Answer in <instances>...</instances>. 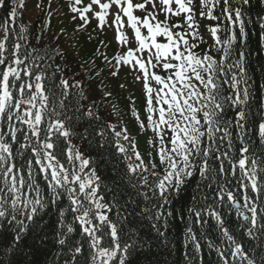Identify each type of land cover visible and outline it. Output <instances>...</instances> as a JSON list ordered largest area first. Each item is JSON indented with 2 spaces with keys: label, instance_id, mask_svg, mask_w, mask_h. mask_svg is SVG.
<instances>
[{
  "label": "snow or ice",
  "instance_id": "1",
  "mask_svg": "<svg viewBox=\"0 0 264 264\" xmlns=\"http://www.w3.org/2000/svg\"><path fill=\"white\" fill-rule=\"evenodd\" d=\"M159 3L164 20H157L155 12L143 19L137 17L134 11L145 9L146 4H134L133 0H91L84 7L82 0H68L73 19L82 21L79 30L90 22L87 13L93 11V5L100 9L94 12L100 30L109 10L116 8L108 26H115L116 39L126 51L109 58L97 48L91 64L95 66V60L101 59L105 67L111 68L110 77H118L122 67L136 73L134 81L142 83L145 96L147 122L140 120L131 96L129 112L142 130L154 133L150 143L163 166L162 173L156 171L154 160L145 163L127 128L120 126L118 130L101 113L94 96L97 84L101 90L107 87V78L102 77L100 68L96 67L88 82L73 78L70 84L61 76L58 85L46 86L47 76L37 63L43 57L33 55L35 48L21 52L24 45L19 41L27 31L24 25H20L16 40L9 44L25 0H0V10L7 12L0 25V234H10L3 254L11 258L7 262L0 260V264H33L35 250L26 251L22 244L27 235L46 225L57 245L52 264H135L132 254L144 248L146 242L138 240L132 230L124 239L121 225L129 222V216L140 215L163 221L166 228L167 217L173 216L171 205L197 173L199 179L192 206L187 209L189 226L184 237L185 248H191V254L185 253L188 264H202V241L216 252L219 264H264V98L257 111L261 119L255 127L261 153L257 155L250 146L253 127L249 117L255 97L247 71V25L253 21L246 13L252 0H223L220 16L213 12L221 0H200V18L220 21L208 27L214 44L203 54L196 51L205 41L196 19L195 0ZM173 3L177 5L175 9ZM257 3L264 4V0ZM48 8L50 18L51 0ZM168 14L186 15L182 22L173 20L169 24ZM125 17L137 43L134 49L127 47ZM255 23L264 33V15L258 14ZM222 32L227 33L225 39L219 35ZM157 37H164L167 42H157ZM100 43L107 47L104 41ZM214 50L221 54L219 59L212 54ZM56 55L63 58L58 49ZM96 77L102 78L97 81ZM72 88L76 90L75 104H66ZM112 95L111 91L104 92L105 98ZM115 108L113 105V111ZM166 132L170 136L166 137ZM237 142L239 148L235 147ZM113 145V155L119 153L127 165L123 173L113 165L111 186L103 185L111 193L109 201L101 194L102 177L97 167H90L84 146L101 161ZM213 159L218 162L217 167L210 164ZM149 175L155 178L151 183ZM205 187L211 190V196ZM137 197L149 202L155 198L156 202L151 207L146 203L137 212ZM65 198L67 207L62 206ZM210 198L212 204L207 203ZM233 210L241 220L238 228L253 243L251 251L226 224L225 215ZM53 212L56 219L48 224L43 216ZM113 213L115 219L110 218ZM206 217L214 219L222 238L220 244L205 235ZM193 223L200 225L199 236ZM152 228L165 236L157 223ZM77 232L80 239L70 244ZM39 238L46 240L47 231Z\"/></svg>",
  "mask_w": 264,
  "mask_h": 264
},
{
  "label": "trees",
  "instance_id": "2",
  "mask_svg": "<svg viewBox=\"0 0 264 264\" xmlns=\"http://www.w3.org/2000/svg\"><path fill=\"white\" fill-rule=\"evenodd\" d=\"M251 10H249L256 17L258 14H261L263 5L258 4L257 0H252ZM248 11V13H249ZM254 18L256 19V17ZM7 18V12L5 10H1L0 12V25L4 23V20ZM26 27V26H25ZM27 31L22 33L24 39L20 40L21 44L24 45L22 47L23 52L31 51V49L39 48V41L37 38V29L34 26L26 27ZM254 28V26L252 27ZM16 31L10 33L9 39L17 36L19 33L20 26L16 23L15 26ZM0 36H2V31H0ZM248 53H250L249 58L251 60V64H253V68L256 72H252V80H253V90H254V101L252 103V114L249 117L250 123L253 127V136H251V149L255 151L257 155L261 153V147L259 143L258 134L255 131V127L260 122L261 117L257 115V111L259 108L260 100L262 99V94L264 93V88H261V85H264V73L261 70L263 69V57L260 50V43L258 40V33L252 30L250 33L249 43L247 45ZM43 57L42 50L39 52L36 50V55ZM51 57H54L51 55ZM47 56H44L43 59V71L47 76V80L45 81L46 86H52L53 83H59V74L56 72L57 70L54 68L50 59L47 60ZM75 95L70 94L68 100L65 101L66 104H75ZM238 148V142L235 145ZM115 150L113 147L109 149L108 152L105 153L104 159L101 161L97 160V155L95 152L91 151V155L95 158V164H98L101 170L105 173V181L104 185L107 184L111 186V178L114 176L113 165H116L117 169L123 173L121 167L115 163L116 157L113 155ZM198 179L195 178L191 181L190 185L181 193L179 199H177L172 205L173 216L167 217V227H164L163 221H153L148 219L146 216L137 215L135 217L129 216V222H125L121 225V230L123 234V238H128V233L130 230L137 234V239L141 242H146L145 247L142 249H138L136 252H133L132 259L135 264H188L185 253L191 254V248H185V231L188 225V217H187V209L192 206V196L194 195V189L196 185V181ZM208 182L205 181L204 184ZM105 189V188H104ZM106 190V189H105ZM204 191L211 196V190L204 188ZM107 192V190H106ZM108 197L111 200V193H108ZM151 196V195H150ZM66 200V199H65ZM62 201V206L67 207V201ZM211 198L207 201L208 204H212ZM137 203L139 207L137 208V212L144 208L145 204H149L151 207L153 204L151 202L143 200L141 197H137ZM202 207L203 205H198ZM225 211V210H223ZM227 212V211H225ZM183 216V220L181 217ZM56 216L54 212L49 215H44L43 220L47 221L48 224H51L55 221ZM71 222V216L68 217ZM208 223L204 225L203 231L205 235H207L210 239H212L215 243L220 244L222 242V238L215 227V221L211 217H206ZM225 220L227 226L230 228L231 232L236 236L237 240L243 242L245 246L249 249V251L253 248V243L250 242L244 233L238 228V225L241 221L236 218L233 214H226ZM157 223L160 227L161 231L165 232V236H160L153 228L152 224ZM194 231L197 232L199 236L201 228L199 224L193 223L191 225ZM43 231H47V239L43 242L40 240V235ZM10 239V234L3 233L0 234V260L9 261L11 258L5 256L4 253V245L8 243ZM80 239L79 232L73 234L72 240L70 244L75 240ZM22 247L27 250H35V257L31 258L33 264H52L53 257L57 252V245L54 241L53 232L50 229H47V225L45 229H41L38 231H34L32 234H29L25 237V242L22 244ZM226 247V245H225ZM26 260L30 259L29 257H24ZM63 257L61 258L62 261ZM201 260L202 264H219V259L214 250H211L207 247L206 244L202 241V249H201ZM193 261H196V257L193 256Z\"/></svg>",
  "mask_w": 264,
  "mask_h": 264
},
{
  "label": "rangeland",
  "instance_id": "3",
  "mask_svg": "<svg viewBox=\"0 0 264 264\" xmlns=\"http://www.w3.org/2000/svg\"><path fill=\"white\" fill-rule=\"evenodd\" d=\"M24 12L26 13V19L29 23H34L35 19L38 15V8L36 4V0H30V2H25ZM54 16L53 23L56 24V28L60 34L64 36L62 49L67 52L70 57L76 58L80 60V68L79 72L85 76L86 82H88V78L90 76L95 75L96 67L101 68L102 77H106L105 84L107 87L101 90L100 86L97 84L96 92L94 98L96 100L104 97V92L111 91L113 95L110 98H107L106 102L100 106L101 113L112 123L120 124L123 127L127 128L128 134L131 137L135 138V143L137 146V150L140 152L143 157L145 163L148 161L154 160L157 164L156 171H160V166L158 163V157L156 156V149L152 147L150 143L154 139V133L149 130H142L138 126V122L132 117L129 112V100L128 98L133 96L127 87L121 88L116 83V77H110L109 72L111 71L110 67H105L104 63L101 59H96L95 66L91 64V57L93 53L96 51H92L91 49L80 50L76 47V27L75 22L73 21L72 15L68 10L65 12L61 9H58L57 6L53 8ZM200 22V20H199ZM202 33L204 36L211 37V33L209 32L207 26L203 21H201ZM51 29L47 30L48 37L53 40L54 37L50 36ZM100 52H102L100 50ZM88 53V55H86ZM102 77H96L95 79L98 81ZM120 104V105H117ZM113 105H116L115 110L113 111ZM137 112L139 114L140 120L147 122V115L141 114L139 103L135 104ZM113 111L112 115H109V112Z\"/></svg>",
  "mask_w": 264,
  "mask_h": 264
}]
</instances>
